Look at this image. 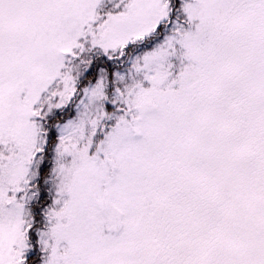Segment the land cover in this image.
Instances as JSON below:
<instances>
[{
    "label": "snow or ice",
    "instance_id": "1",
    "mask_svg": "<svg viewBox=\"0 0 264 264\" xmlns=\"http://www.w3.org/2000/svg\"><path fill=\"white\" fill-rule=\"evenodd\" d=\"M0 264H264V0H0Z\"/></svg>",
    "mask_w": 264,
    "mask_h": 264
}]
</instances>
